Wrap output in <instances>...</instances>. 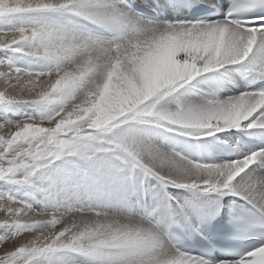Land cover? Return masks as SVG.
<instances>
[{
    "label": "snow or ice",
    "instance_id": "6c2138e0",
    "mask_svg": "<svg viewBox=\"0 0 264 264\" xmlns=\"http://www.w3.org/2000/svg\"><path fill=\"white\" fill-rule=\"evenodd\" d=\"M162 132L237 158H188ZM169 187L208 220L227 206L255 245L177 248L201 210ZM0 264H264V0H0Z\"/></svg>",
    "mask_w": 264,
    "mask_h": 264
},
{
    "label": "rangeland",
    "instance_id": "374dc122",
    "mask_svg": "<svg viewBox=\"0 0 264 264\" xmlns=\"http://www.w3.org/2000/svg\"><path fill=\"white\" fill-rule=\"evenodd\" d=\"M202 87L207 88L208 85H204ZM195 91V90H192ZM232 94L231 91L228 92H221L220 95L221 96H225V95H229ZM55 108V105H50L48 106V110L51 111ZM34 111V109L30 106H18L16 107L14 110L9 111L7 113V115H9L11 118L13 119H19L22 115L24 114H31ZM160 140L170 149L180 152L181 154L187 156L188 158L191 159H203V160H209L212 157H215L217 160H227V159H235L237 158V156L230 150L227 148L226 145H222L219 144L216 141H203L201 143H203L205 145V147L201 148L197 146V143L195 141H191V140H186L184 138H176L174 136H172V134H168V133H161L160 135ZM237 139H240L241 137L237 136ZM244 139L247 140H251V141H255L254 143V147L255 148L257 145L260 144V139L259 137H254L253 139L252 136H245L243 137ZM249 142V141H247ZM194 145L197 146L194 150ZM201 156L198 155V153ZM56 165L60 166V173L59 174H74V170L72 169V166L69 164H65L62 161H58L56 162ZM56 165L53 166V168L56 167ZM46 175L52 176L53 178H55V176L57 175L56 172L53 171H47ZM123 176L131 183H136L138 181H143L146 185V187L150 188L152 191H156L157 190V182L155 180H152L151 178H144L140 173L138 172H133V171H129L126 170L123 173ZM84 187L83 190L81 192V195H97V183L95 180L90 179L86 182H83ZM167 192L173 196L176 200L183 202L185 200H189V201H193L191 195L193 193L188 192L184 189H178V188H172L169 187L167 189ZM20 195L24 194V190H21V192L19 193ZM122 195V191L119 187L113 189L111 191V196L115 199H119L120 196ZM132 197H130L131 199ZM143 200V196H140L139 199L136 200L137 203H139L140 201ZM37 206H39V204H37ZM183 224V222H181ZM197 223V227H199V223L197 222V214H195V218L192 217V223L193 225H196Z\"/></svg>",
    "mask_w": 264,
    "mask_h": 264
},
{
    "label": "bare ground",
    "instance_id": "6f19581e",
    "mask_svg": "<svg viewBox=\"0 0 264 264\" xmlns=\"http://www.w3.org/2000/svg\"><path fill=\"white\" fill-rule=\"evenodd\" d=\"M241 83H243V82L241 81ZM254 137L255 136H252L251 139H253ZM243 141H251V140H247V139H244L243 138ZM196 147L197 146L194 145V150H195ZM191 197H192L193 202L196 203L197 204V207L201 210L200 211V214H197V222L200 223V216L203 215V213L207 209V199L206 198H199V199H197L196 197H194L193 194L191 195ZM193 217L195 218V214L193 215ZM179 225L182 226V227H185L186 226V224H184V223L183 224L180 223ZM196 225H197V223H196Z\"/></svg>",
    "mask_w": 264,
    "mask_h": 264
}]
</instances>
